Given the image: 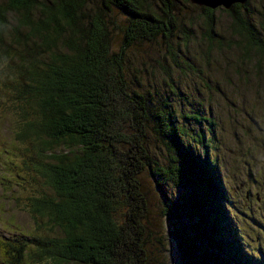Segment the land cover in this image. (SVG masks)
Returning <instances> with one entry per match:
<instances>
[{"label": "trees", "instance_id": "1", "mask_svg": "<svg viewBox=\"0 0 264 264\" xmlns=\"http://www.w3.org/2000/svg\"><path fill=\"white\" fill-rule=\"evenodd\" d=\"M242 5L224 8L231 16L227 35L216 28L214 8L202 6L201 19L184 22L174 0H0V85L17 102L14 136L25 143L31 178L40 176L55 196L29 195L52 233L29 236L27 257L53 264H156L144 222L148 172L164 193L161 211L173 218L178 264H251L226 217L231 200L209 156L210 107L188 99L175 81L177 71L215 70L242 81L264 102V21H254ZM197 26L203 29L198 35ZM197 37L200 49L190 52ZM145 41L165 48L172 62L160 63L162 80L186 109L168 93L132 87L141 76L128 77L130 53ZM223 49L240 67L223 73L214 65ZM255 120L259 132L245 165L263 178L264 122ZM190 124L199 127L198 145L189 140ZM150 134L167 147L163 160L151 153ZM168 182L181 189L175 197L166 195ZM19 239L0 234L8 249L0 262L22 263L26 242Z\"/></svg>", "mask_w": 264, "mask_h": 264}, {"label": "rangeland", "instance_id": "2", "mask_svg": "<svg viewBox=\"0 0 264 264\" xmlns=\"http://www.w3.org/2000/svg\"><path fill=\"white\" fill-rule=\"evenodd\" d=\"M174 1L180 21L187 22L190 17L201 19L202 6L189 0ZM246 7L250 10L254 21L259 19L264 21V0H247L241 9L247 10ZM214 14L216 28L224 34H230L232 26H230L229 13L219 5L214 8ZM179 28L185 27L180 25ZM196 28L198 35L203 29L199 26ZM113 44L117 46L118 41L114 40ZM200 46L199 37L192 39L190 52L198 51ZM164 49L156 42L145 41L137 46L134 53H130L132 60L127 68L128 77L132 78L133 73L137 71L141 77L139 81L134 79L132 87L142 92L152 90L155 95L156 91L163 94L168 93L179 110L186 109L185 100H182L179 94H172L168 84L162 80L160 63L170 64L172 62L168 55H164ZM219 51L222 55L215 54L217 58L214 65L220 71L228 73L230 69L240 67L232 57L230 50ZM177 73L175 72V81L187 94L188 99L194 103L202 101L205 108L210 107L209 113L215 123L212 125V145L208 152L209 156L216 160L222 175L225 194L231 200L232 206L226 205V217L234 224L241 248L245 249L242 252L249 254V262L264 264V176L263 178L253 177L245 165L248 148L252 146V138L257 137L259 132V124L256 120L254 122L253 118L257 117L260 122H264L263 99L253 98V90H250L242 81H237L235 77L230 81L215 70L207 69L204 75L191 69L177 71ZM207 77H209V86L205 80ZM11 100V92L0 85V234L15 239L21 238L26 242V251L21 264H53L48 259L36 262L26 255L31 246L29 236L42 237L52 233L46 224L48 216L35 212L32 204L34 200L29 195L37 191L53 199L55 196L50 194V187L40 176H37L38 180L31 178L25 163L27 161L23 150L25 143L14 136V131L18 128L19 117L15 109L17 102ZM190 126L192 130L189 140L198 145L199 142L194 140L193 136L198 133L199 127L195 124H190ZM206 135L209 136L210 133ZM161 142L155 135H149L151 153L163 160L166 157L167 147ZM258 143L261 142L256 140L255 144L258 145ZM259 169L264 172V162ZM143 180L148 208L144 222L151 254L156 264H178L181 258L178 243L172 232L173 218L161 211L164 193L155 186V181L148 172L143 174ZM164 190L166 195L170 194L172 197L181 192L179 187L170 182L164 185ZM246 190L250 192L247 197L245 196ZM256 196L259 198L257 199ZM216 206H219V203ZM41 213L46 214L44 211ZM217 219L218 217L215 220ZM184 222L188 223L189 219L185 218ZM222 235H224L223 232ZM206 247L210 251L213 249L209 242L206 243ZM7 250V247H2L0 244V254H4ZM58 262L59 264H79L73 260H68L69 263ZM0 264L5 263L0 262ZM210 264L217 263L211 259Z\"/></svg>", "mask_w": 264, "mask_h": 264}, {"label": "water", "instance_id": "3", "mask_svg": "<svg viewBox=\"0 0 264 264\" xmlns=\"http://www.w3.org/2000/svg\"><path fill=\"white\" fill-rule=\"evenodd\" d=\"M192 3H195L200 6H206L215 8L219 5L223 6L224 8H230L234 3H241L244 4L247 0H189ZM248 195V190H246V196ZM258 199L259 196H256Z\"/></svg>", "mask_w": 264, "mask_h": 264}, {"label": "flooded vegetation", "instance_id": "4", "mask_svg": "<svg viewBox=\"0 0 264 264\" xmlns=\"http://www.w3.org/2000/svg\"><path fill=\"white\" fill-rule=\"evenodd\" d=\"M250 195V192L248 191V195L247 196H249Z\"/></svg>", "mask_w": 264, "mask_h": 264}]
</instances>
